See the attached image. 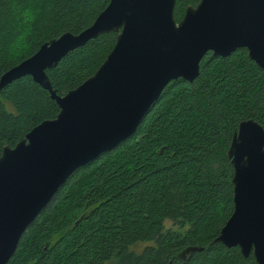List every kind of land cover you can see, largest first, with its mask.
I'll use <instances>...</instances> for the list:
<instances>
[{"label": "trees", "instance_id": "obj_1", "mask_svg": "<svg viewBox=\"0 0 264 264\" xmlns=\"http://www.w3.org/2000/svg\"><path fill=\"white\" fill-rule=\"evenodd\" d=\"M199 1L176 0V22ZM108 2L0 0V75L44 42L81 32ZM116 38L101 34L47 69L57 94L90 77ZM58 111L29 75L4 86L0 152ZM246 119L264 128V71L245 48L206 53L193 81L171 80L131 136L72 172L6 264H256L252 253L214 242L233 210L227 151Z\"/></svg>", "mask_w": 264, "mask_h": 264}, {"label": "water", "instance_id": "obj_2", "mask_svg": "<svg viewBox=\"0 0 264 264\" xmlns=\"http://www.w3.org/2000/svg\"><path fill=\"white\" fill-rule=\"evenodd\" d=\"M176 0H109L77 34L64 32L0 75V90L29 75L59 107L0 152V264L53 194L77 168L131 136L164 87L193 81L203 56L245 48L264 71V0H200L176 22ZM116 32L113 48L81 84L57 94L46 74L69 51ZM228 158L233 210L214 242L264 264V128L241 120ZM201 250L188 247L183 253Z\"/></svg>", "mask_w": 264, "mask_h": 264}, {"label": "rangeland", "instance_id": "obj_3", "mask_svg": "<svg viewBox=\"0 0 264 264\" xmlns=\"http://www.w3.org/2000/svg\"><path fill=\"white\" fill-rule=\"evenodd\" d=\"M165 228H176L170 221H165L164 222ZM143 244H140L139 247H141Z\"/></svg>", "mask_w": 264, "mask_h": 264}]
</instances>
